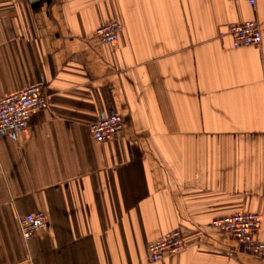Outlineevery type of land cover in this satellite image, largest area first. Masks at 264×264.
<instances>
[{
  "label": "crops",
  "instance_id": "obj_1",
  "mask_svg": "<svg viewBox=\"0 0 264 264\" xmlns=\"http://www.w3.org/2000/svg\"><path fill=\"white\" fill-rule=\"evenodd\" d=\"M249 1L0 0V98L42 84L47 101L0 137V264H264L211 227L257 213L264 243V0ZM247 21L259 46L219 37ZM110 112L123 135L98 143ZM36 212L47 229L25 243ZM174 231L186 250L151 263Z\"/></svg>",
  "mask_w": 264,
  "mask_h": 264
},
{
  "label": "built area",
  "instance_id": "obj_2",
  "mask_svg": "<svg viewBox=\"0 0 264 264\" xmlns=\"http://www.w3.org/2000/svg\"><path fill=\"white\" fill-rule=\"evenodd\" d=\"M249 3L253 6L254 0ZM122 25L111 22L97 28L94 37L102 44L115 45L118 42ZM220 38L230 37L233 49L259 46L262 43V30L257 21H247L230 26ZM42 84L28 85L24 89L0 98V137L10 136L16 140L28 126L31 115L47 109ZM92 138L98 143L111 142L123 135V120L110 112L100 115L90 126ZM212 229L234 239L242 251L264 260V243L256 240L261 227V216L257 213H236L231 216L214 219ZM47 223L42 212L29 213L19 220V230L23 241L28 243L35 233L45 231ZM187 248L183 235L174 231L164 238L150 243L147 251L151 263L162 262L176 256Z\"/></svg>",
  "mask_w": 264,
  "mask_h": 264
}]
</instances>
